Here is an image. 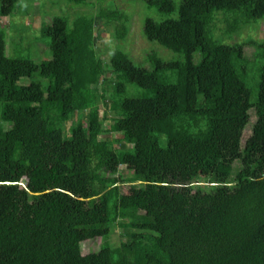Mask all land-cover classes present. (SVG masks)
<instances>
[{
    "label": "trees",
    "instance_id": "16d2710c",
    "mask_svg": "<svg viewBox=\"0 0 264 264\" xmlns=\"http://www.w3.org/2000/svg\"><path fill=\"white\" fill-rule=\"evenodd\" d=\"M140 1L154 12L143 37L180 60L151 50L138 66L116 49L105 64L99 21L127 34V14L111 8L43 20L48 60L9 56L1 20L19 0H0V264H264V39L214 38L218 15L238 34L264 19V0ZM116 227L117 247L81 254Z\"/></svg>",
    "mask_w": 264,
    "mask_h": 264
},
{
    "label": "rangeland",
    "instance_id": "374dc122",
    "mask_svg": "<svg viewBox=\"0 0 264 264\" xmlns=\"http://www.w3.org/2000/svg\"><path fill=\"white\" fill-rule=\"evenodd\" d=\"M173 1L177 4L179 2V0ZM88 3L89 5L87 6H73L71 4H66L65 0H19V11L16 9L17 15L5 17L1 20V25L6 30L8 35L7 39L9 40L8 42L6 39V44L8 46L7 55H9L8 52H13L12 55L9 56L29 57L36 63L48 60L50 59L49 49H46L43 44L37 43V37L40 36V27L42 26L41 23L43 20H45L43 24H49L53 17L62 16V14L73 18L80 14H96L101 8H111L120 10L127 14V34L124 40L119 41L115 38V33L116 28H118L120 24L113 23L110 25H104L102 21H99L96 31L99 39L97 48L101 52V57L105 64H108V62L111 61V55L116 49H121L128 53L130 58L138 66L146 65V63H144V57L146 53L151 50H155L156 53L164 60H180L181 56L179 54L167 50L157 43L148 42L143 37V21L147 16L153 15L154 12L149 11V9H147L140 0H89ZM20 12H22V14ZM43 12H45L43 14L45 18L42 17ZM218 14L222 13L219 12ZM223 28V16L218 15L215 21L214 34L217 37H222L224 41L217 38L215 35L214 38L223 43H244L248 40L261 41L264 39V19L243 28L240 33L234 35L225 36ZM19 35L25 38V40L14 46L12 41L17 42ZM197 58L198 56L196 55L195 59ZM250 76L253 80L257 76L256 63H253L252 65ZM115 77V74L111 70H108L105 74V78L109 80H114ZM37 79V76L32 79L22 78L20 79L19 84L27 85L30 81H37ZM253 80H249L247 83L248 88L251 90L255 86V82ZM100 115L104 116L105 129H109L115 117L114 113L108 111L103 105H101ZM83 117L86 118L85 112H83ZM252 121L253 119H251V122ZM3 126L7 127L6 124H3ZM249 133V129L244 131L243 140L249 136ZM100 138L112 141L114 147L117 149H128L130 147V145L126 142L125 137L120 134L106 132ZM119 170L124 177L131 175V172L125 166H119ZM132 185L134 184H125L123 186V192L127 193L129 187ZM124 232L125 230H121L119 227H116L114 228L112 234H110L107 238H96L83 241L80 244L81 254L86 255L97 252L105 245L112 248L117 247L125 240Z\"/></svg>",
    "mask_w": 264,
    "mask_h": 264
}]
</instances>
